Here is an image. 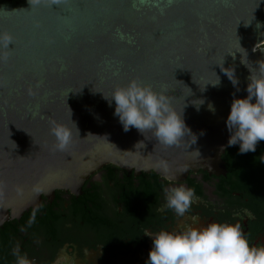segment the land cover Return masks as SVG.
I'll use <instances>...</instances> for the list:
<instances>
[{
    "label": "water",
    "instance_id": "obj_1",
    "mask_svg": "<svg viewBox=\"0 0 264 264\" xmlns=\"http://www.w3.org/2000/svg\"><path fill=\"white\" fill-rule=\"evenodd\" d=\"M5 34L11 43L0 45V227L57 191L78 196L107 165L169 182L190 172L224 175L226 120L250 82L241 61L257 70L264 61V0H0ZM223 68L234 70L236 87ZM132 79L167 90L178 112L185 103L197 141L185 136L169 147L150 131L125 132L103 94ZM200 99L197 111L192 101ZM52 120L75 133L64 151L54 147Z\"/></svg>",
    "mask_w": 264,
    "mask_h": 264
},
{
    "label": "flooded vegetation",
    "instance_id": "obj_2",
    "mask_svg": "<svg viewBox=\"0 0 264 264\" xmlns=\"http://www.w3.org/2000/svg\"><path fill=\"white\" fill-rule=\"evenodd\" d=\"M238 155L239 145L226 150L224 175L190 172L183 182L104 166L78 196L57 191L0 227V264H16L14 250L30 264H146L156 233L213 222L239 224L252 246L264 247V141ZM180 184L195 192L183 216L166 206L164 191Z\"/></svg>",
    "mask_w": 264,
    "mask_h": 264
},
{
    "label": "clouds",
    "instance_id": "obj_3",
    "mask_svg": "<svg viewBox=\"0 0 264 264\" xmlns=\"http://www.w3.org/2000/svg\"><path fill=\"white\" fill-rule=\"evenodd\" d=\"M10 43V36L0 35V45L7 47ZM241 62L251 72L250 82L246 88V98H234L231 103L226 120L230 133L227 146L239 145V154H246L255 152L258 143L264 141V61L258 62V70L249 67L244 59ZM227 69L222 70L236 87L239 81L234 70ZM219 83L217 76L216 82L211 84L217 86ZM103 96L110 107L115 103L113 115L118 117L125 132L135 128L144 135L150 131L157 142L169 147L178 146L185 136L196 137L184 120L183 112L187 105L184 103L183 110L178 112L172 105V96L165 89L157 91L151 85L132 79L126 86L116 87L110 97ZM204 103L203 99L192 101L197 111ZM208 110L215 111L211 102L208 103ZM72 123L80 137L76 123L73 120ZM49 132L55 138V149L60 151L71 145L75 135L72 128L54 120L50 121ZM163 167L167 171V165ZM164 191L166 206L178 216L188 211L195 198L194 190L183 184ZM151 238L153 246L146 264H264V247L252 246L239 224L213 222L206 227L183 231L161 230ZM13 255L16 256V264H30L28 258L19 254L18 250H14Z\"/></svg>",
    "mask_w": 264,
    "mask_h": 264
},
{
    "label": "trees",
    "instance_id": "obj_4",
    "mask_svg": "<svg viewBox=\"0 0 264 264\" xmlns=\"http://www.w3.org/2000/svg\"><path fill=\"white\" fill-rule=\"evenodd\" d=\"M238 156H240V154Z\"/></svg>",
    "mask_w": 264,
    "mask_h": 264
}]
</instances>
